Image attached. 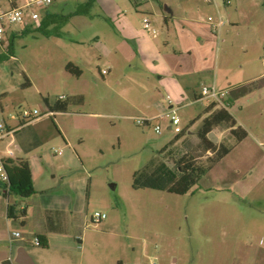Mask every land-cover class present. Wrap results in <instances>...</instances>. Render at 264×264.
Returning <instances> with one entry per match:
<instances>
[{"label":"rangeland","instance_id":"rangeland-1","mask_svg":"<svg viewBox=\"0 0 264 264\" xmlns=\"http://www.w3.org/2000/svg\"><path fill=\"white\" fill-rule=\"evenodd\" d=\"M85 1L62 0V9L55 11L67 14ZM113 1L98 0L99 4L91 11L92 18L74 17L63 28L61 38L45 37L35 28L23 35L22 29L14 26L20 31L14 42L15 57L0 64V125H15L18 120L12 116L18 117L23 110H37L41 114L37 122L22 131L25 135L34 131L42 141L35 153L44 174L36 180L34 189L46 204L69 206L76 211L75 222L65 228L70 242L60 243L58 236L47 249L32 244L29 250L34 261L36 264H257L262 258L255 253L264 246L256 241L252 229L264 219V213L246 204L264 206V194L254 191L264 183H257L255 176L249 174L244 184L240 182L245 169L253 170L252 163L243 159L246 150L253 147L256 140L253 136L243 146L234 148L186 195L133 189V174L152 159L170 166L180 158L192 159L202 166L208 164L213 154L204 150L196 132L206 115L205 108L211 103L206 99L191 103L185 97L183 102L174 100L185 135L167 146L176 134L168 129L172 118L170 112L167 114L171 110L168 95L163 91L156 93L154 74L136 61L132 66L126 63L118 66L103 78L105 59L97 62L88 49L95 35L111 32L99 5L111 10L120 5L133 13L136 20L163 8L158 0H148L140 9H136L135 0ZM162 1L182 5L179 0ZM216 5L200 7L203 10L197 14L198 19L205 21L208 16L221 15L226 22L217 36L212 34L215 45L208 49V62L214 66L211 76L221 80L230 75L232 85H236L264 71V0H231L229 5L217 0ZM5 51L0 46V54ZM79 55L86 56L91 63L83 79L64 72V64ZM28 82L30 86H26ZM82 90L86 94L84 105L70 103L66 113L55 117L59 132L51 114H46L48 108L43 98H48L50 104L62 95L72 101V94ZM152 94H157L160 107L150 105ZM234 110L231 108L235 114ZM154 114H161V118L137 123V119H149ZM156 125L161 127V134L155 132ZM61 127L71 143L64 142ZM213 132L214 138L217 137L215 144L233 147L234 138L228 128L221 126ZM8 141L1 144V150ZM55 150L61 154H55ZM17 154L29 157L19 151ZM230 183L237 189L241 185L255 186L254 192L239 206L249 225L243 224L235 231L228 226L231 212L219 211L225 208L229 197L221 188ZM0 203L2 206L5 203L2 194ZM95 214L105 218L93 223L91 218ZM33 222L36 224V216ZM5 228L6 218L0 215V241ZM74 236H81L82 248H78ZM61 248L72 257L70 263L64 261ZM6 250L8 244L0 243V257Z\"/></svg>","mask_w":264,"mask_h":264},{"label":"crops","instance_id":"crops-1","mask_svg":"<svg viewBox=\"0 0 264 264\" xmlns=\"http://www.w3.org/2000/svg\"><path fill=\"white\" fill-rule=\"evenodd\" d=\"M158 1L163 9L147 12L148 14H144L145 16H139L140 20H136L133 13L129 12V10H123V8L116 3L115 10L105 9L99 5L107 17L111 32L105 35H95L94 38H92L93 45L89 46L88 49L90 50L89 52H92V57L97 59V62L101 61L103 58L105 59L106 68L102 70H106L107 73L104 75L101 74L102 77L105 78V76L111 75L112 71L118 69V66L122 64L126 63L132 66L134 62L139 61L149 69L150 73L154 74L156 84H153V86L156 89V93H158V95L162 91L167 93L168 97L172 99V104L174 100L183 102V97H185V99H190L191 103L201 101L202 97L200 93L204 86L215 87L218 91H225L226 96L224 98V103L227 109L233 115L237 126L242 127L248 133L247 138L241 142H236L233 139L232 142L234 145L231 147L229 154L234 148L243 146L250 136L256 139L253 141V147L246 150L244 154L246 158L243 157V159H248V161L252 163L251 167L253 170L247 172V169H245L244 173H242V168L238 170L240 174L242 173L240 182L244 184L247 180V174H249V176H255L254 180L257 179V183H260L259 181L264 183V71L236 85H232L230 75H226L224 79L221 80H219L218 76L212 77L211 74L214 66L211 62H208V49L214 47L215 41H213V33L207 21L201 20V18L198 19L197 17V14L203 10L202 8L200 9V7H207L212 3L206 0H179L182 5L177 6L168 4L162 0ZM61 2L52 8V13L60 14L55 10L58 8L62 9L63 3L61 4ZM144 2L147 3L148 0ZM144 2L136 0V9H140ZM216 2L217 0H215V5ZM97 4H99L98 0L96 2V5ZM216 6L218 7V4ZM137 14L140 15L141 13L139 12ZM144 19L148 20L150 28L155 32L154 34L149 33L146 29ZM86 59V56L83 57L79 55L75 60H68L64 64V72L70 76H74L65 69L68 63H72L81 70V76L76 78L83 79L91 66V63L86 61ZM147 81L151 82V78L148 77ZM208 81L210 82L206 85ZM120 82V80L117 81L118 84H120ZM85 96L84 90L81 92H74V94H72V103L77 106H83L85 103ZM149 100L150 105L152 104L156 107H160L157 94H152ZM209 103L212 102L209 101ZM168 107L171 109L170 104H168ZM231 108L235 109V114L231 112ZM62 114L64 113L58 112L55 114V117L62 116ZM167 114H169V111ZM207 116L208 114H206L204 118ZM159 118H161V114H154L149 117V119L152 120H157ZM12 119L18 120L15 125L9 126L18 129L12 140L13 145L16 147L17 152L19 151L29 156L28 158H23L16 152L17 158H21L28 162L33 185L34 188L37 189L36 180L43 176L44 169H42L38 163L37 154L35 152L38 150L37 147L42 146V141L39 140V136L36 132L33 131L25 135L22 131L32 126L34 122H37L38 118L23 125L19 117L15 118L12 116ZM168 129H171V121L168 125ZM61 130L66 139L67 133L62 127ZM258 137L262 138V140H257ZM64 142L71 143V141H67V139ZM77 142L81 143L82 141ZM55 151L54 153L57 154ZM233 184L230 183L221 188L229 197L228 202L224 203L225 208H219V211H223L222 209H224L231 212V216L227 217L228 226L235 231L237 227H241L243 224L248 223L249 225V222L242 218V211L239 206H241L243 200L254 191L264 194V185L260 188L256 185L258 189L252 191L255 186L246 188L245 185H241V187L237 189V186ZM3 193L0 187V195L2 194L3 196ZM3 198L5 203L3 206L0 203V215L6 218V228L4 229L5 234H3L0 243L3 245L8 244V250L0 257V264H4L5 261H10L11 264H18L15 260L21 248L25 249L27 254L31 257L33 264H36L29 249L31 245L34 244V239L38 235H46L48 247L49 243L58 236L60 243L61 241H66L65 243L67 245L70 242L71 238L66 235L65 228L66 225L75 222L74 218L76 216V211L71 210L69 206L48 205L44 202L42 195L37 194V190H35L33 196L25 200H21L15 196H10L8 198L3 196ZM9 204H16L19 211H26V216L20 217L18 222H16L17 224L7 217V207ZM246 205H248L250 209H258L262 211V214L264 213V206H262L263 204L261 203L258 204L259 206L251 203H247ZM34 215L37 219L36 224H33ZM47 217H51L53 222L50 229L48 228ZM20 223H24L23 226H21ZM14 224L16 226H14ZM255 226L257 228L252 229V234L256 241H259L260 244L263 242L262 245L264 246V219L260 222L258 221V224H255ZM13 231L20 232L21 237L13 238ZM78 237H80L82 241L81 236ZM74 238L76 239L77 236H74ZM66 251L65 248H61V253L63 255L65 254L64 261L70 263L72 257L69 256ZM255 254L257 256L260 255L262 258L258 263L264 264V249L258 250Z\"/></svg>","mask_w":264,"mask_h":264},{"label":"trees","instance_id":"trees-1","mask_svg":"<svg viewBox=\"0 0 264 264\" xmlns=\"http://www.w3.org/2000/svg\"><path fill=\"white\" fill-rule=\"evenodd\" d=\"M141 2L147 0H140ZM97 0H86L79 4L73 11L67 14H56L49 12L47 13L38 28L34 30L45 37H61L62 28L66 26L70 20L75 16H85L92 18L91 11L95 6ZM136 2V0H135ZM224 5H229L227 2ZM31 32V28H25L22 30V34L26 35ZM17 35H12L9 41V45L5 52L0 54V64L8 60L14 55V42ZM66 71L75 77L81 76V70L68 63L65 67ZM28 82L26 86H30ZM44 103L48 108L49 115L52 119L53 124L56 126L55 114L58 112L66 113L68 107L72 101L66 99L64 101L57 100L55 103L50 104L48 98H43ZM216 103L212 102L204 110L205 114H208L202 121V125L196 132V137L200 141L202 147L206 152H211L213 155L208 159L206 166L198 165L192 159L180 158L173 162V165H167L166 163L158 164L152 159L149 163L141 170L136 171L133 174L132 187L135 190L139 189H153L159 191H165L177 195H186L190 193L199 181L227 154H229L231 147H227L223 144L213 143L208 135L213 132L215 128L225 126L230 129V134L236 142H241L247 138L248 133L242 127L237 126V123L228 109L220 108ZM25 124L22 121V125ZM58 130V128H57ZM59 131V130H58ZM60 132V131H59ZM185 135L184 131L175 136L173 141L169 143L170 146L175 142L181 140ZM164 147V148H167ZM5 171L7 173V183H1L0 185L4 188L3 196L8 198L15 196L21 200L30 198L35 194L33 187V181L31 171L26 160L21 158L7 159L5 161ZM26 211L17 209L16 204H9L7 207V217L13 222H18L20 217H25ZM51 217H47L48 228L52 225ZM24 223H20L23 226ZM40 244L39 247L47 248L48 243L46 235L37 236ZM4 264H11L10 261H5Z\"/></svg>","mask_w":264,"mask_h":264},{"label":"built area","instance_id":"built-area-1","mask_svg":"<svg viewBox=\"0 0 264 264\" xmlns=\"http://www.w3.org/2000/svg\"><path fill=\"white\" fill-rule=\"evenodd\" d=\"M62 0H0V46L7 49L5 45L9 44L12 35H17L20 31L14 29V26H19L22 30L25 28H38L42 22L43 17L52 11V8L58 5ZM209 3H215V0H206ZM223 3L227 2L230 4L231 0H222ZM207 23L212 31V33L217 36L223 27L226 25L223 17L219 15L218 17L208 16ZM144 24L149 33H155L149 26L148 20L144 19ZM8 47V46H7ZM106 70H102L101 74H106ZM202 99L216 103L218 106L227 109L224 103V98L226 96L225 91H218L215 87L204 86L200 93ZM59 101L66 100L64 95L58 98ZM168 104L171 105V110L169 111L172 115L171 118V130L174 131L176 135L182 133L184 129L180 127V119L176 115L178 108H174L172 104V99L167 98ZM46 114H50L49 112ZM41 114L37 111L23 110L19 114V118L24 122L28 123L33 119L39 118ZM152 121V119H137V123L146 124ZM17 128H12L5 125H0V147L1 144L9 140L4 149H0V182L7 183V173L5 171V161L7 159L17 158L16 152L13 147V138L17 132ZM157 134H161V127L156 125L154 128ZM16 148V147H15ZM57 154H61V151H55ZM105 216L101 214H95L92 216L91 220L93 223L101 222ZM13 238H20L21 233L18 231L12 232ZM78 242V248H82V241L80 237L76 238ZM34 245L39 246L40 242L36 237L34 239Z\"/></svg>","mask_w":264,"mask_h":264},{"label":"water","instance_id":"water-1","mask_svg":"<svg viewBox=\"0 0 264 264\" xmlns=\"http://www.w3.org/2000/svg\"><path fill=\"white\" fill-rule=\"evenodd\" d=\"M214 136H215L214 132H211L208 135L209 139L213 143H216L217 142V137L214 138ZM15 262L18 263V264H33V261L31 259V257L27 254V252L23 248L19 249Z\"/></svg>","mask_w":264,"mask_h":264}]
</instances>
